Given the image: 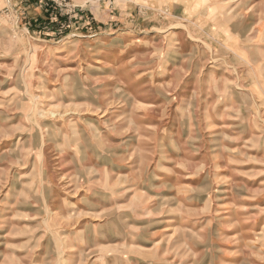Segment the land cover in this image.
Returning <instances> with one entry per match:
<instances>
[{"label":"rangeland","instance_id":"obj_1","mask_svg":"<svg viewBox=\"0 0 264 264\" xmlns=\"http://www.w3.org/2000/svg\"><path fill=\"white\" fill-rule=\"evenodd\" d=\"M0 264H264V0H0Z\"/></svg>","mask_w":264,"mask_h":264}]
</instances>
